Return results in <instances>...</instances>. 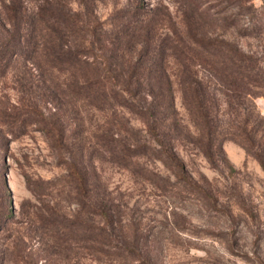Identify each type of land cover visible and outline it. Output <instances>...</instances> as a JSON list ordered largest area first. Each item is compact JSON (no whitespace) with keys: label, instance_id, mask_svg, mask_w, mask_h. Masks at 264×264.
I'll list each match as a JSON object with an SVG mask.
<instances>
[{"label":"rangeland","instance_id":"374dc122","mask_svg":"<svg viewBox=\"0 0 264 264\" xmlns=\"http://www.w3.org/2000/svg\"><path fill=\"white\" fill-rule=\"evenodd\" d=\"M1 1L9 0H0L3 21ZM22 1L30 21L38 11L42 16L56 15L61 2ZM65 1L87 29L81 31V40L76 37L75 45L87 51L89 61L102 62L101 77L112 80L122 74L119 68L104 66L110 54L105 48L114 46L113 52L133 59L138 49L145 48L143 37L133 51L108 41L104 48L96 42L113 36L114 27L121 25V13L126 15L135 0ZM140 3L155 19L158 41L175 38L177 30L179 44L186 48L196 46L190 31L206 35L208 47L216 38L230 45L223 55L208 57L212 64L191 66L187 61V67L180 64L175 50H166L174 106L186 126L183 135L172 136L188 181L163 164L155 152L158 144L136 114L116 104L98 107L80 99L68 69L63 73L49 67L46 75L51 79L44 82L42 66L30 64L27 55L8 60L0 52V182L8 202L3 217L0 199V264H264V0ZM9 6L12 10L6 13L15 15L14 3ZM222 14L237 19L216 20ZM39 27L43 38L54 35L50 24L41 20ZM4 34L0 27V39ZM5 46L0 43V51H7ZM235 46L245 52L250 72L238 87L226 77L235 74L230 67ZM215 64L222 80L212 75ZM193 70L203 80L207 100L203 105L215 117L220 149L212 158L203 156L198 147L201 140L189 98L196 87ZM130 72L126 69L124 76ZM143 72L146 77L156 75L150 68ZM86 73L90 70L76 71L74 76ZM120 84H113L112 91L121 92ZM154 92L161 89L156 85ZM125 119L142 135L140 141H127L145 147L128 159L110 154L106 147L111 127L122 148V138L129 135L122 127ZM77 161L87 173L83 189L71 171ZM104 207L107 218L95 213ZM110 218L115 220L113 230L107 225Z\"/></svg>","mask_w":264,"mask_h":264},{"label":"trees","instance_id":"16d2710c","mask_svg":"<svg viewBox=\"0 0 264 264\" xmlns=\"http://www.w3.org/2000/svg\"><path fill=\"white\" fill-rule=\"evenodd\" d=\"M1 2L5 16L1 17L4 22L0 21V27L3 28L5 34L3 35V39H0V43L3 44L5 42L7 45L4 47L7 51H0L4 52L3 56L8 60H16L20 56H23V54L27 55V60L30 64H36L37 67L42 66L44 82L47 80L50 82L51 78L46 75V73L51 71L49 67L52 69L57 68L63 73L68 69L71 77L73 76L71 82L72 88L79 94L80 99H86L92 106L98 107L105 104L109 106L116 104L128 112L136 114L145 125L148 136L153 138L154 142L158 144L160 149H155V152L161 156L163 164L176 177L181 178L184 182L188 181L185 164L175 148L176 143L172 136V133L180 136L183 135L186 126L182 123V120L178 116V111L174 106V95L171 90L172 81L168 73L169 62L167 56L169 53L166 50L171 48L175 50L173 52L177 55L180 64L187 67V61L191 62L189 63L191 66L201 64V62L202 64H212L213 61H210L208 57L223 55L227 50H230L228 43L216 38L215 40H210L209 44L211 47H208L205 44L206 35L199 36L190 31L189 37L196 42V46L195 48L191 46L186 48L179 44L181 31L177 32V30L175 38L167 37L158 41L154 17L152 15L148 17V13H145L142 9L140 0H135L134 6L126 9V15L121 13V25L114 27L113 36L109 35L108 40L106 38H97V41L96 39V42L101 43V46L104 48L107 46L106 42L108 41L109 44H116V46L123 48L127 46L133 51L138 49L135 44L140 40V37H143L142 45L145 47L143 49L144 52L138 49L135 59L128 56L125 57L124 54H116L113 52L116 48L114 46L110 49L105 48L106 52L107 50L110 51V54H107L104 58V66L106 65L110 69L111 67L114 69L119 68L122 71V74H116L112 80H109L107 77L100 76L101 73L98 70V65L100 63L102 65V62H97V60L89 61L87 51L81 49L79 45H75L76 37L80 39L83 36L81 31L87 29L78 13H71L70 7L67 6L65 0H61L58 4L60 6L57 5L55 7L57 11L56 15L42 16L41 12L38 11L35 13V18L31 19V21L25 13L22 0H9L8 3ZM13 3L16 6L17 12L15 15H8L6 10H12V7L9 5H13ZM235 18L234 16L222 14L218 15L216 20L230 22ZM41 20L44 23L50 24V27H53L52 32H54V35H51L49 39L42 37L41 28L39 27ZM6 23L12 26L10 30L4 25ZM248 29L249 27H244L243 30L246 31ZM95 30L96 28L94 27L93 31L95 32ZM99 31H101V28H99ZM74 36L75 38H73ZM110 38H113L114 42ZM89 42V46L94 44V40H90ZM169 42H171L170 45ZM79 44L83 45L82 43ZM231 58L233 62L230 67L235 74H230L226 77H230L229 83L232 86L238 87L250 75L249 64L246 61L245 52L240 47L235 46ZM197 60H200V63H197ZM33 64L32 66H34ZM148 68L156 74L154 77L144 76L143 71ZM30 69L31 67H29ZM84 69L90 70V73H86L84 77L74 76L76 71ZM126 69H131L128 76H124ZM182 72L185 73V69ZM212 75L215 79L222 80L221 77L216 75V64L212 66ZM191 77L196 87L192 92L193 94L188 97L190 98V104L194 108V127L198 138L200 137L201 140L198 147L203 156L212 158L216 148L220 149V145L215 141V117L212 111L203 105L207 102L205 98L206 93L203 91V80L198 76L197 70L192 71ZM118 82L123 84L119 86H122L124 89L121 92L112 91L111 86ZM156 85L161 89V92H154ZM145 88L148 91H142ZM182 98L185 100L187 97ZM113 116L115 117V115ZM110 123L113 124L112 121ZM122 127L125 133L129 134L125 138H122L125 141L122 148H119L115 143L118 139L114 138V132H112L111 127L108 128L106 147L110 154L116 156L119 154L128 159V157L143 153L145 147H140L143 144L134 143L132 145L127 141L133 138H135V140L133 139L134 142L142 140V135H138V130L130 128L127 119L123 121ZM244 131L248 132L247 127H244ZM54 145L59 146V141H54ZM61 145L62 142H60ZM260 162L263 164L262 159ZM71 171L74 179L77 181L78 187L83 189L88 180L85 177L86 171L79 165L78 161L73 163ZM0 199L3 206L1 215L5 217L7 215L8 202L1 182ZM105 209V207L104 209H96L95 213L100 214L103 218H107L109 214ZM114 223L115 220L111 218L107 221V225L111 230L115 228Z\"/></svg>","mask_w":264,"mask_h":264}]
</instances>
